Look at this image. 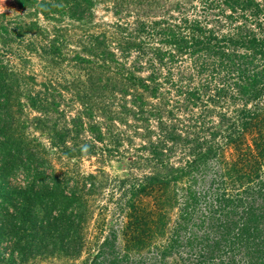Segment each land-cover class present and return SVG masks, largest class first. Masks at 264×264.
<instances>
[{"label": "trees", "instance_id": "16d2710c", "mask_svg": "<svg viewBox=\"0 0 264 264\" xmlns=\"http://www.w3.org/2000/svg\"><path fill=\"white\" fill-rule=\"evenodd\" d=\"M15 1H31L44 15L50 10L55 15L51 7L63 2L60 13L77 21H83L88 10L87 0ZM109 1L113 22L82 33L79 51L60 75L62 87L84 107L71 128L50 127L48 145L67 161L95 153L96 142L103 143L104 153L116 155L121 138L108 149L104 141L113 136V122L125 125L128 116L143 121L144 141L138 156L126 164L140 174L116 179L108 195L123 222H118V230L108 229L96 245V264H116L147 252L149 260L164 261L174 254L165 248L173 245H184L186 257L196 263L211 251L210 245L231 240V224L239 231L254 209L264 210V0H200L197 17L190 19L184 5L192 0L175 2L157 19L150 18L163 7L149 0ZM214 8V22L222 20L219 23L230 28L220 35L206 23V12ZM14 29L16 35L25 30L19 24ZM6 32L0 35L2 47L9 42ZM57 39L29 44L48 76L37 89L28 82L23 91V76L19 80L17 74L10 77L0 69V115L5 119L14 114L10 107L21 92L25 104L44 114L56 108L49 97L59 98L63 88H54L58 79L47 70L63 60ZM139 70H147L146 77H139ZM163 82L174 93L173 103L159 92ZM145 96L156 102H145ZM108 104L118 109L103 111L102 105ZM92 111L103 120L81 127L80 118L92 117ZM44 119L35 125L47 131ZM0 120V240L10 254L26 249L22 256L31 252L75 258L86 243V216L101 184V169L79 174L45 165L42 155ZM84 129L88 141L77 138ZM16 171L24 181L13 184L9 177ZM157 239L166 244L163 253L159 248L153 254Z\"/></svg>", "mask_w": 264, "mask_h": 264}, {"label": "rangeland", "instance_id": "374dc122", "mask_svg": "<svg viewBox=\"0 0 264 264\" xmlns=\"http://www.w3.org/2000/svg\"><path fill=\"white\" fill-rule=\"evenodd\" d=\"M39 1V0H36ZM156 6H161L163 9L154 14L150 19L160 18L161 15L165 13L169 7H172L175 2H183L182 0H149ZM88 10L85 12V17L83 21L71 20L60 13L58 10L59 6L65 7L66 3H58L51 8L54 9L55 15H50V11L44 15V12L36 9L35 3H28L21 5L15 0H0V35L9 31L7 38L9 42L2 47L0 45V69L4 72L10 74V77L13 74H17L19 80L22 78H28L27 81L22 78L19 83L25 84L21 85L20 88L24 91L26 87L29 86L28 82L34 84L35 89L38 88V83L46 80L48 77L46 75V68H44L43 61H40L36 56V52L30 50V42H38L43 40V42L48 41L57 37L59 43V50L63 56L61 65L53 64L50 69L47 71L55 74L58 80H55L54 83L56 86L54 88H61L62 82L60 75L62 71L68 66L70 57L76 52L79 51L78 41L82 33H92L99 29L101 25H107L112 23L115 16H113L112 11L109 7L111 1L109 0H87ZM200 3V0H192L191 4H185V15L190 19L197 17L195 13L198 14L199 7L197 5ZM194 6L195 9L193 8ZM67 8V6H66ZM211 12H206L207 26L213 27L215 32L220 35L227 32L230 28L224 23L220 24L222 20L215 23L213 15L215 14V8L213 10H208ZM170 12H167L165 15L168 16ZM208 13V14H207ZM225 13H228L227 11ZM175 14V13H173ZM177 15L171 16L176 17ZM127 18H130L129 16ZM173 19V18H172ZM171 19V20H172ZM176 19V18H175ZM240 20L237 19L234 24H238ZM21 25L23 29V34L16 35L17 25ZM215 25V27L213 26ZM218 28V29H216ZM13 31V38L11 35ZM20 31V30H19ZM83 31V32H82ZM16 35V36H15ZM11 39V40H10ZM173 66V79L175 80V70L178 67ZM67 64V65H65ZM71 64V63H69ZM126 64V63H125ZM172 68V67H171ZM72 70V68H69ZM67 70V69H66ZM163 72V71H162ZM5 74V73H4ZM6 74V75H8ZM5 75V77H6ZM139 77H146L147 70H139ZM14 76V75H13ZM64 85V83H63ZM164 88H163V87ZM159 87V92H162L164 100L170 99L173 96V91L167 89L168 84L166 85L163 82V85ZM63 88V87H62ZM170 88V87H169ZM168 90V91H167ZM161 94V93H160ZM49 99H53L56 103V108L49 110L48 113H42L40 109L29 104H25L24 96L21 93H18L16 98H14L13 104H11L10 112L14 113L10 119H5L1 114L0 119H3L5 123H10L13 134L21 137L24 142L28 144L30 148H33L38 151L39 155H42L44 159V164L49 163L56 169L68 170L72 169L73 171L78 172L79 174L86 173H96L95 171L100 168L101 172L98 174V179L101 180V184L98 187L97 192L93 195L91 199V205L89 213L86 216V227L84 231L85 241L83 244L80 253L75 258L70 256H63L60 254H35L31 252L26 256H22L21 251H26V249H20L19 253L13 251L10 254V249L4 241L0 240V264H96L97 258L96 255V245L101 241L104 234L108 229L115 228L118 230L120 224L118 222H123V215L118 212L117 205L115 204L114 199H109L108 195L111 193V189L115 190L116 179H122L125 177H138L140 172L136 171L134 168H131L132 171L127 169L126 164L128 161L136 157V153H139V145L144 141V135L146 133V128L143 126L144 122L140 120H134L129 116L126 118V124L118 123L117 121L113 122V127L110 128L112 137H105L104 141L106 148H112V141L117 137L121 138V143L117 146L119 153L116 155L104 153L103 143L96 142L94 145V152L84 153L80 158L77 156H71L69 160L62 156L59 152L55 151L48 145L47 133H50L52 130L50 127L54 128L59 127H72L75 118L80 115V111L84 107L81 102L66 89H60V97L56 95L54 97L50 96ZM165 101L166 103H173L172 101ZM145 102H156V98H149L145 96ZM50 105L52 103L48 102ZM128 105V104H127ZM112 107L118 109V105L108 104L102 105L104 108L103 111H108ZM147 107V106H146ZM94 110V109H93ZM194 111L197 112V108H194ZM42 118L45 120V128L47 131L40 126L35 125L37 119ZM35 119V120H34ZM81 127L86 128L89 122L103 120V117L99 113L92 111V117H81ZM149 129L154 128V122H149ZM3 122L0 120V125ZM137 126L136 128H132ZM77 138L88 141V133L86 129L82 130L77 134ZM116 138V139H117ZM151 138H153L151 136ZM1 139V137H0ZM72 141L66 140V144H70ZM80 142V141H78ZM103 153V157H100ZM105 155H113L112 157ZM6 161V160H5ZM133 172V173H132ZM132 173V174H130ZM21 173L17 174V171L9 177V180L14 184L16 182L21 183L24 181ZM10 183V182H9ZM264 203V202H263ZM256 208L249 215L250 218L245 224L244 228H241L239 231H236V227H233L231 224L230 228V239L229 242L225 238V241H220L217 244L210 245L211 251L207 252L206 255L197 259L198 264L204 262L205 264H264V210H259ZM175 211H172V214ZM240 222L241 219H237ZM120 222V223H121ZM232 223V222H231ZM173 225H170V227ZM237 232L238 235H235ZM184 235H187L184 234ZM211 237V234H208ZM234 236L235 239L231 237ZM183 237V235H181ZM178 238V236H177ZM227 241V242H226ZM166 242H163V239H157L154 247H157L156 251L153 254H156L158 251L162 250ZM183 244V243H182ZM199 248V245H197ZM159 248H161L159 250ZM174 248V249H173ZM173 248L166 247L165 252L169 253L174 250V254L166 255L164 261L153 262L149 260V252L140 255V257L132 256L129 259H120L116 264H196L194 261L191 263L192 259L187 258V249L182 246H174ZM195 250V248H194ZM163 253V250L161 251ZM180 255V256H179ZM13 256V258H9ZM19 256V257H18ZM21 257V258H20ZM96 258V259H95ZM12 261V262H11ZM99 264V263H98Z\"/></svg>", "mask_w": 264, "mask_h": 264}]
</instances>
